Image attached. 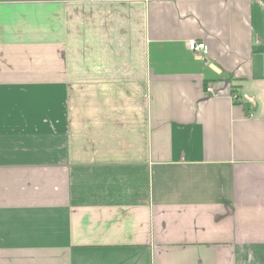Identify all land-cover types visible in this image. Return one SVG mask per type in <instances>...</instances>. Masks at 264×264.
<instances>
[{
	"label": "crops",
	"instance_id": "0c3cea01",
	"mask_svg": "<svg viewBox=\"0 0 264 264\" xmlns=\"http://www.w3.org/2000/svg\"><path fill=\"white\" fill-rule=\"evenodd\" d=\"M0 264H264V0H0Z\"/></svg>",
	"mask_w": 264,
	"mask_h": 264
},
{
	"label": "built area",
	"instance_id": "2783aa9c",
	"mask_svg": "<svg viewBox=\"0 0 264 264\" xmlns=\"http://www.w3.org/2000/svg\"><path fill=\"white\" fill-rule=\"evenodd\" d=\"M110 1L129 2V1H136V0H110ZM188 49L194 54H196L197 56H203L209 53V47L205 43H202V42L201 43H198L195 41L189 42ZM207 92L215 96L218 95V92L215 89H213L212 86L207 87ZM233 100L235 102H242L241 97L239 95H233Z\"/></svg>",
	"mask_w": 264,
	"mask_h": 264
},
{
	"label": "trees",
	"instance_id": "16d2710c",
	"mask_svg": "<svg viewBox=\"0 0 264 264\" xmlns=\"http://www.w3.org/2000/svg\"><path fill=\"white\" fill-rule=\"evenodd\" d=\"M233 89H235V88L233 87ZM233 89H232V90H233ZM233 91H234V90H233Z\"/></svg>",
	"mask_w": 264,
	"mask_h": 264
}]
</instances>
